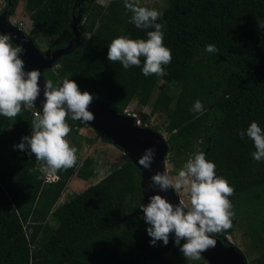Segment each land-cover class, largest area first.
Instances as JSON below:
<instances>
[{
    "label": "trees",
    "instance_id": "trees-1",
    "mask_svg": "<svg viewBox=\"0 0 264 264\" xmlns=\"http://www.w3.org/2000/svg\"><path fill=\"white\" fill-rule=\"evenodd\" d=\"M21 1L31 24L54 36L50 51L62 49L79 32L78 44L57 57L61 77L118 113L132 101L139 106L150 102L149 111L138 110L141 125L152 113L165 115V158L173 173L199 152L215 163L216 175L234 188L229 199L246 222L244 232L255 248L251 262L264 264V161L253 159V141L239 135L253 121L264 129V0H166L157 22L166 25L163 44L172 61L163 77H145L143 58L140 67L129 69L107 59L114 38L147 39L152 30L130 23L125 0H4L0 12L5 9L9 16ZM209 44L218 51H206ZM43 75L54 86L62 85L52 69L45 68ZM159 80L174 84L175 94L159 88L152 98ZM197 100L202 113L191 111ZM33 119L24 105L16 118L0 115V264H173L166 253L180 251L174 234L166 246L150 243L140 170L125 153L96 182L65 199L59 212L53 210L71 176L92 175L94 160L81 159L71 145L77 149L76 165L45 180L46 169L35 155L14 148L32 135ZM66 122L75 130L88 125L71 118ZM237 224L233 217L232 227L219 235L232 233ZM178 255L181 264L206 262L203 257L187 260L181 251Z\"/></svg>",
    "mask_w": 264,
    "mask_h": 264
},
{
    "label": "clouds",
    "instance_id": "clouds-1",
    "mask_svg": "<svg viewBox=\"0 0 264 264\" xmlns=\"http://www.w3.org/2000/svg\"><path fill=\"white\" fill-rule=\"evenodd\" d=\"M124 7L131 13L130 23L137 29L152 30L147 31V39L123 35L114 38L108 46V61L120 62L124 69H129L140 67L143 58L142 73L145 77L167 75L164 66L171 63L172 53L163 44L166 25L157 22L163 13L140 6L139 0H125ZM206 51L216 53L218 49L209 44ZM23 52L20 45H13L9 34H0V115L4 117L16 118L22 111V105L32 107L41 94V73L39 70L25 72V62L20 58ZM43 96L42 112L35 113L32 120V135L23 137L14 148L34 154L47 172L55 174L77 163V149L66 139L71 132L66 121L68 118L85 123L93 121L94 115L88 110L93 95L81 92L75 81L66 78L61 86H54L51 80H47ZM203 110L199 100L191 109L197 113ZM239 135L242 139L247 135L253 141L256 149L252 153L253 159L264 161V129L253 121L246 132L240 131ZM153 162L154 151L151 148L146 149L138 160L144 169H150ZM151 180L162 191L169 188L176 193L186 190L189 203L180 200L178 205H173L161 195H153L146 206L141 205L144 220L149 225L150 243L154 246L157 241H162L166 246L170 235L174 234V243L184 257L200 260L203 252L216 246L213 236L232 227L234 212L229 197L234 194V188L226 179L216 175L215 163L207 160L204 152L190 158L175 177L169 178L165 171L156 173Z\"/></svg>",
    "mask_w": 264,
    "mask_h": 264
},
{
    "label": "water",
    "instance_id": "water-1",
    "mask_svg": "<svg viewBox=\"0 0 264 264\" xmlns=\"http://www.w3.org/2000/svg\"><path fill=\"white\" fill-rule=\"evenodd\" d=\"M8 17L5 9L0 12V34H9L13 43L24 49L20 58L25 62V72L40 71L41 94L37 98L35 106L42 112L43 87L46 82L43 69L54 64L60 54L73 49L78 44L80 34L77 31L74 39L62 49L54 51L46 49L45 52H41L33 39L25 35L19 27L12 24ZM78 19L79 17H76V20ZM88 110L93 113L94 120L86 124L101 135L110 138L112 143L119 146L123 153L129 156L139 168L143 204L146 206L153 195H161L173 205H178L180 198L175 190L169 188L167 191H162L151 180V177L156 173L166 171L164 158L167 144L164 137L150 127L137 125L131 115L116 112L108 105L107 101L94 96ZM149 148L154 151V162L150 169H144L138 164V160ZM227 235H214L213 238L217 241L216 246L203 252L202 257L212 264H248L244 254L229 240L225 239Z\"/></svg>",
    "mask_w": 264,
    "mask_h": 264
},
{
    "label": "rangeland",
    "instance_id": "rangeland-1",
    "mask_svg": "<svg viewBox=\"0 0 264 264\" xmlns=\"http://www.w3.org/2000/svg\"><path fill=\"white\" fill-rule=\"evenodd\" d=\"M96 1L105 4L108 0H96ZM139 2L142 3L143 5L149 6L150 8H154L158 11H160L167 3L166 0H139ZM3 5H4V0H0V8ZM79 18L81 19V17ZM8 19L12 24L19 27L26 34L33 35L34 41L41 52H45L46 49H49V45L53 42L54 36L45 34L39 26H34L31 24L27 13L23 9L22 1L17 5L14 12L9 15ZM45 68L52 69L55 76L59 80H62L61 84L63 80L67 78L66 76L65 77L60 76L59 73L61 72L59 70L60 64L54 63L50 67H45ZM159 88L160 89L164 88L167 92L171 93L172 95H174L176 92V87L174 86V84L159 80L152 94V98H154ZM150 105L151 103L149 102L147 105L139 106L138 104H136L135 101H132L126 106V109L129 112L138 114L139 109L143 111H149ZM166 123H167V119L165 115L161 112H155L150 115L147 125L150 128L153 127L156 128L157 131L165 138L167 136V132L165 130ZM66 139L69 141L70 145H74L78 147L79 150L78 154L81 159H83V157L87 155L93 158L94 170L92 172V175L87 179L78 178L76 176L70 177L53 208L55 212H59L60 210L59 207L60 205H62L61 203L65 199H67L71 194L82 190L91 183L96 182L99 178L105 175L110 169L116 166L120 161L121 153H123V150L120 147L114 145L109 141L103 140L100 137H97L95 130L88 125H84V126L82 125L76 127V130L74 127L71 128V132L66 137ZM87 139H91V141L88 142ZM164 164H165V169L169 175V178H173L178 174L172 172L171 163L167 160V158H165ZM177 194L180 200H183L185 204L189 203V195L186 190H181ZM232 211L234 212V217H237L238 219V224L233 229L232 233L228 234L225 239L229 240L244 254L246 262L248 264H252L251 259L255 255V248H253L249 244V237L244 232L247 229L246 222L241 218L242 215L241 214L239 215V212L234 207H232ZM238 215L240 217H238ZM251 218L252 217L250 215L247 216V219L251 220ZM179 253L180 251L178 253L169 251L166 253V257L173 264H181L178 255ZM205 264H212V263L206 261Z\"/></svg>",
    "mask_w": 264,
    "mask_h": 264
},
{
    "label": "built area",
    "instance_id": "built-area-1",
    "mask_svg": "<svg viewBox=\"0 0 264 264\" xmlns=\"http://www.w3.org/2000/svg\"><path fill=\"white\" fill-rule=\"evenodd\" d=\"M24 106L30 109L32 115H34V114L37 113V112H40V110L35 106V104H34L32 107H28V106H26V105H24ZM123 113L131 115V116L134 118V122H135L137 125H141V122H140V120H139V118H138V114H135V113H133V112H129L126 108L124 109V112H123ZM141 126H146V125L143 124V125H141ZM47 173H48V175H47ZM55 178H56V174H50L49 172L46 171V174H45V180H47V181H51V180H53V179H55Z\"/></svg>",
    "mask_w": 264,
    "mask_h": 264
}]
</instances>
